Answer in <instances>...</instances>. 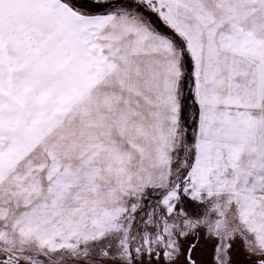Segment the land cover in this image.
Returning a JSON list of instances; mask_svg holds the SVG:
<instances>
[{"label": "snow or ice", "instance_id": "6c2138e0", "mask_svg": "<svg viewBox=\"0 0 264 264\" xmlns=\"http://www.w3.org/2000/svg\"><path fill=\"white\" fill-rule=\"evenodd\" d=\"M0 264H264V0H0Z\"/></svg>", "mask_w": 264, "mask_h": 264}]
</instances>
